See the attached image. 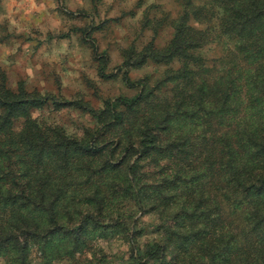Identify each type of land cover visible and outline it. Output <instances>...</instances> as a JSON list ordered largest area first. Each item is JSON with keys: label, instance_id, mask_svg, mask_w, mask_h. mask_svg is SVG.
I'll return each mask as SVG.
<instances>
[{"label": "trees", "instance_id": "obj_1", "mask_svg": "<svg viewBox=\"0 0 264 264\" xmlns=\"http://www.w3.org/2000/svg\"><path fill=\"white\" fill-rule=\"evenodd\" d=\"M197 1L164 47L157 25L122 48L132 96L96 107L0 73V264H264V0ZM149 61L162 77L131 80Z\"/></svg>", "mask_w": 264, "mask_h": 264}, {"label": "rangeland", "instance_id": "obj_2", "mask_svg": "<svg viewBox=\"0 0 264 264\" xmlns=\"http://www.w3.org/2000/svg\"><path fill=\"white\" fill-rule=\"evenodd\" d=\"M180 11L179 0H0V73L11 88L22 82L28 90L83 98L96 107L101 98L132 96L137 88L128 87L119 70L122 48L134 43L140 50L157 25L154 43L164 47L172 36L170 21ZM220 54L215 43L205 48L209 58ZM105 56L101 75L97 59ZM165 68L149 61L129 76L154 82ZM31 114L67 126L92 122L73 108L46 106Z\"/></svg>", "mask_w": 264, "mask_h": 264}]
</instances>
